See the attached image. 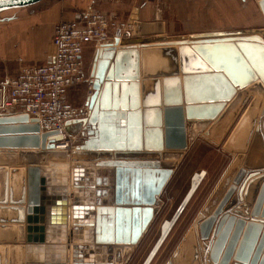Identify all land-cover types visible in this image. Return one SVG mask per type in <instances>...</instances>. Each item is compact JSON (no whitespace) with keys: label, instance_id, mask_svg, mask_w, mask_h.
Returning <instances> with one entry per match:
<instances>
[{"label":"water","instance_id":"1","mask_svg":"<svg viewBox=\"0 0 264 264\" xmlns=\"http://www.w3.org/2000/svg\"><path fill=\"white\" fill-rule=\"evenodd\" d=\"M38 1L0 0V11ZM256 3L264 18V0H257ZM137 19L134 11L129 17V23L134 27L131 37L122 39L117 36L96 47L89 71L92 93L85 101L88 117L66 122V125L75 123L79 130L84 127L86 138L77 147L79 150H71L70 153L67 150L66 156L60 155L55 150L56 142L63 139L61 134L56 131L41 132L37 121L25 113L0 114V149H30L34 151L29 154L41 156L39 160L30 161L26 170L9 169L11 187L8 198L7 170L0 169L4 173L0 181V204H5L0 209L15 211L16 218L11 222L16 224L19 231L17 242H25L27 247L29 244H45L49 229L53 228L55 232V226L66 220L64 207L61 212L52 209L55 205L66 207L70 202L69 193L64 191L63 196L52 200L50 179L45 176L44 168L40 167L50 164L55 156L58 161L99 160L98 163L102 165L114 166L113 205L93 206L94 239L97 243L107 245H136L157 212V197L178 167L188 144L198 136L199 130L188 135L187 122L215 120L208 129L221 125L223 130L212 141L236 154L200 209L203 218L197 222V226L194 223L189 228L173 252L171 264H230L231 260L234 261L232 264H264V169L249 173L245 170L264 167V95L263 92L257 94L250 85L256 79L264 84V53L260 52L264 48V26L246 30L141 37L136 29ZM154 42L177 46L179 55L177 57L173 52H167L175 63L168 73L157 76L142 73L144 81L153 76H162L159 86L161 99L148 103L143 101V108L151 106L156 114V123H145V140L142 138L138 91L139 54L134 44ZM142 48L141 58L144 50L148 49ZM223 52L227 57L221 54ZM131 57L132 63L129 61ZM201 58L210 68L203 64ZM50 61L51 58H47L46 62ZM210 78L219 80L224 86L220 89L222 95L215 99L193 100L190 97L191 85L196 80ZM118 86L123 88L116 95ZM235 89H243L235 97L238 102L234 105L235 102L230 101L229 105H225L236 92ZM249 94L253 98L222 143L224 133ZM115 112L123 114L125 139L108 143L101 139L105 137L107 126L101 125L110 113L117 114ZM242 121L246 129L243 137L236 138ZM154 131L157 141L147 145V134ZM205 135L210 138L211 134L206 130ZM232 141L236 147L230 145ZM149 145L154 150L164 148L163 159L158 153L160 151H155L154 155L139 154L144 159H130L125 154H115L113 157V152H138ZM245 152L243 167L239 168ZM142 168L145 170L142 171ZM18 174L17 185L13 177ZM7 203L11 206H7ZM234 204L235 207L230 209ZM247 214L251 219L244 217ZM29 249H32L30 245ZM30 256L27 255L26 264H35ZM57 264L65 263L62 260Z\"/></svg>","mask_w":264,"mask_h":264},{"label":"crops","instance_id":"2","mask_svg":"<svg viewBox=\"0 0 264 264\" xmlns=\"http://www.w3.org/2000/svg\"><path fill=\"white\" fill-rule=\"evenodd\" d=\"M256 1L257 0H50V3H51V13H50L48 11L39 12L38 7H40L39 5L40 2H43L42 0L38 3H34L33 5L26 6V7L34 6L35 8H37V10H32V12L28 13L26 17L23 16L21 18H14L13 20L10 21L11 25H9L10 27L8 29H2V27H0V58L5 57L6 53L12 52L14 56L12 58L16 60L18 63V69L20 66L25 65V64H36V63L40 64V63L46 62L48 58L46 56V53H47L46 47L48 44L47 43L43 44L44 42L42 41V38L38 37V35L41 34L40 32L41 27H47L49 31V39H50L56 23L63 19H70L73 13L77 11L92 10V11H97V12H105V13L113 15L118 20L128 19L131 16V14L134 13V11H136V15L138 17V19L136 20L137 21L136 29L139 33L138 36L154 37L157 35H189L191 33H201V32L232 31V30H246V29L261 28L264 26V18L261 14V11ZM26 7H23V8H26ZM3 12H5V10L0 11V13H3ZM132 28H134L133 25H132ZM110 39H112V37L109 38V41H111ZM97 45L98 44L96 42H90L84 45V49L81 54V59L83 63L84 81H82L79 84H74L68 89L66 93V99L69 102H70V99L72 100L75 99L77 95L76 92L81 88L82 85H88V88L91 85L89 71H90V67L93 61V57H94ZM143 56H144V53H143ZM143 56L141 58V73H143V75L155 74L158 72L157 70L159 69H162L164 72L168 67L170 69V64L171 66L175 65L173 61L170 62L169 60V62H167L168 63L167 68H166V63H164V67L157 68L156 70L152 69V71L147 72L144 70L143 65H142L144 62ZM17 71L13 74H6L1 81L5 80L6 77L15 75ZM144 79H148V78H144ZM149 81L150 79L145 80L144 83L147 84ZM253 82L256 83V82H262V81L260 79H256ZM254 85H253L254 90L256 89L258 94L263 92V95H264V88L263 90L262 88H260L261 85H263V82L261 83V85L259 83L254 84ZM206 86L213 87V89L208 88ZM223 87L224 86L217 79L210 78V79L196 80V82L193 83V85H191L190 97L193 100L215 99L219 97L220 95H222V92L220 89H222ZM122 88L123 86L122 87L118 86L116 95H118V93L122 91ZM237 90L238 89H235V91ZM86 97L87 95L83 99L81 105L79 106L74 105V106L76 107L85 106ZM159 98H160L159 84L154 83L153 85L150 86V88L148 87L146 89L144 101L148 103L149 101L152 102ZM252 98H253V95L249 94L248 99L246 100L245 104L242 106L240 112L236 116V119L233 121V123L228 127V129L224 133L222 143L228 137L236 121L238 120L240 115L243 113V111L245 110V108L247 107L248 103L250 102ZM234 99L235 97L232 99V102H235L234 103L235 105L238 102V99H235V100ZM230 103L231 102H229L228 105ZM230 110L231 109H229L228 111L229 115H230ZM9 112L10 110L7 111L6 113H9ZM121 113L122 112H118L117 114L113 113L111 117L108 118L110 119L109 120L110 122L107 123V128H106L107 130L104 135L105 137H108L109 133L111 135V134L116 133V131L118 133L122 131V128H124L123 127L124 119L122 118L123 114ZM141 114H142L141 120L143 122L144 120L143 112H141ZM258 115H259V118L262 117L261 113H259ZM211 122L212 121L210 120L196 122L195 127H193V125L190 123L187 124L188 135L194 133V131L196 130H199V132L197 133L198 136L190 144H188V147L185 150V153L182 159L186 155L190 154L194 146H196L197 144L199 145L204 144L206 146H209L212 150H215L219 154L221 153L222 156L225 155L226 156L225 158L228 160L225 163V166L223 168L221 175L217 178L215 182V185H216L217 182L220 180L222 174L224 173L225 169L229 165L231 158L236 153H232L227 150H224L221 146L222 144H218L212 141L213 137L217 138L220 136L223 128L221 125H217L212 130H210L208 128ZM242 124H243V121L240 123L241 129L239 133L236 135V138L243 137V133L246 129V125H242ZM116 125H119L120 127H116ZM66 128H67L68 134H70L69 137L73 139V141L74 140L79 141L82 138V136L85 137L83 135L84 127H82L79 130L77 129L76 124L71 122L70 124L66 125ZM206 130L210 132L211 139L205 135ZM78 144L73 145L72 151H74L75 146ZM230 145L235 146L233 144V141ZM32 151L34 150H30V149L11 150L7 148L0 149V169L7 170V174H8L9 169L11 168H19V169L22 168L26 170V167H27L26 165L30 161H36V160L41 159V156L37 155L36 153L29 154V152H32ZM55 152L63 156H66L68 154L67 149H60V150L56 149ZM246 154H247L246 152L243 153V160L239 168L243 167V161H244V157ZM160 162L162 161L160 160ZM67 165L68 164L66 161H57L56 163H50V164L48 163L47 166H40L44 168L42 170L44 171L45 174H47L48 172L51 173L50 176H46V177H49L50 179L48 180L50 190H55L58 192V193L50 192L51 193L50 198L53 200L55 197L60 195L59 193H61L60 191H62V187H65V186L68 187V192L70 193L69 200L71 199L70 205L73 206V216H75V218L82 217L81 219H78L79 222H76V223L83 224L84 229H91L94 226V224H91L90 227L86 228L85 225L89 222L84 221L82 214L84 212L86 213L89 212V211L88 212L86 211L87 207H89L88 205L106 204L107 199L111 197L110 191H112V189L110 185H112V183L114 182V176H113V182H112V175H111V180H110L108 175L105 174V171L108 174L111 171H108V169L101 168V166L97 165V160L92 161V162H87V163L86 162L73 163L69 165L70 166L69 173L67 172ZM263 169L264 167L259 168V169L245 168L246 173H249L250 171H257V170L261 171ZM25 172L24 174L26 176ZM200 172H204L206 175V171L202 168L200 169L198 168L196 172H193L189 180L188 189L186 190L178 206H180L181 203L185 200L188 192L190 191L192 187L193 175L198 174ZM111 173L113 174V172ZM3 174H4L3 171H0V181L2 180ZM205 175H204V178H205ZM15 177L17 178V182H18L19 177H20L19 174L15 175ZM204 178L201 181V183L197 186V188L195 189L188 203L185 206L181 205V206H184V208L182 209L181 213L178 215L174 225L168 232V235L171 233L179 217L184 212L185 208L191 201L195 192L198 190V188L204 181ZM9 181H10V177H9ZM54 182L59 183V185H56V187L53 186ZM60 182H63L65 185H60ZM211 192L209 193V195L211 194ZM0 196H1V184H0ZM205 201L200 205L203 206ZM6 205L8 206L9 204H6ZM202 206L200 207V209L202 208ZM56 207L57 205H55L52 211L56 212L55 211ZM234 207H235V204L232 205L230 209H233ZM174 213L172 214V216L174 215ZM244 217L247 218L248 220L251 219V216L248 214ZM15 218H16L15 211L10 210L9 208L0 209V248L4 247V250H6L7 248L9 249V247H12V256L14 257H19L21 254L20 251L22 250V258L24 260L26 259L28 254H31L30 256L31 261L36 263V261H38L36 258L37 257L40 258L41 253L39 252V250L36 251L33 248L29 249L28 248L29 246L27 247L25 242H17V240L19 239V231H18V228L16 227V224L14 222H11ZM75 218H74V221H75ZM202 218L203 216L200 213V210H197L196 215L193 217V220L190 225H193L195 223V225L197 226L198 224L197 222L201 220ZM70 228L71 226H68L67 231H66V236L68 239H70V235H69L71 231ZM94 237H95V233H94L92 240H88L89 242L85 244H83L84 242L79 244V246H81L82 248V249L79 248L80 250H85L87 246L89 245H93L95 251H98V249L104 247V252L99 251L98 256L96 255V252H95L94 254L92 253L89 256H87V259L85 258V260L89 263L91 262L93 264L94 261H98L100 263L102 262L101 264H103V262L106 263L105 261H108L109 257H112V259L116 258L115 252L117 250H119L122 255V254H125L124 250L128 249V248H123V249L119 248L118 245H107L103 243H97L95 242ZM167 237L165 238V240L167 239ZM47 239L50 241L44 245L45 246L47 245L49 247L44 249L42 256L44 257V259H46L45 257L47 255V258L50 260L49 264H53L51 253H49V250H51L50 252H52L53 250L57 249L59 244L57 242H53L50 235L47 237ZM165 240L163 241L161 246L164 244ZM53 246H55L56 248H52ZM160 248L158 249V251L160 250ZM158 251L156 252L155 256L157 255ZM149 253L150 251L148 252L146 257L149 256ZM7 254L10 256L9 250L6 251V255ZM155 256L152 258L149 264L152 263ZM27 261L28 260H26L25 262L23 261L22 264H26ZM45 262L46 261L44 260L43 262H41V264H47ZM233 262L234 261L231 260L230 264H232ZM37 264H39V261L37 262Z\"/></svg>","mask_w":264,"mask_h":264},{"label":"built area","instance_id":"3","mask_svg":"<svg viewBox=\"0 0 264 264\" xmlns=\"http://www.w3.org/2000/svg\"><path fill=\"white\" fill-rule=\"evenodd\" d=\"M131 32L129 18L118 20L92 10L77 11L70 19L58 21L46 53L51 61L22 65L15 75L0 81V114L25 113L37 121L41 132L56 131L63 136L56 148H70L73 139L68 136L66 122L89 114L86 106L76 107L66 99L68 89L84 81V45L107 42L110 37L126 39Z\"/></svg>","mask_w":264,"mask_h":264},{"label":"rangeland","instance_id":"4","mask_svg":"<svg viewBox=\"0 0 264 264\" xmlns=\"http://www.w3.org/2000/svg\"><path fill=\"white\" fill-rule=\"evenodd\" d=\"M42 1V0H40ZM38 1V2H40ZM36 2V3H38ZM33 5V4H31ZM40 7H38L39 12L41 11H48L51 13V3L50 0H43V2H40ZM26 7V6H23ZM23 7H14V8H7L4 9L5 12L0 13V27L2 29H8L11 25L10 21L13 20L14 18H21V17H26V15L32 10H37L34 6H29L26 8ZM21 8V10H20ZM41 34L38 35V37L42 38V41L45 43H49V31L47 27H41ZM48 48V45L47 47ZM152 48H148L144 50V62H143V68L145 71L149 72L152 71V69L156 70L157 68H162L164 67V63H159L154 62L155 60V55L153 53H150V50ZM12 50V49H10ZM47 50V49H46ZM6 56L3 58H0V81L3 79V77L6 74H13L17 71L18 69V63L16 60H14L12 57L13 53H6ZM90 87L88 88V85H82L81 88L76 92L77 95L75 99H70V102L73 105H81L83 99L85 98L86 95L90 93ZM236 119V118H235ZM70 136V134L68 135ZM84 137L82 136V139ZM81 139V140H82ZM81 140L78 142L73 141L70 145V148H68V152L70 153L71 150L73 149L74 144H78ZM224 156V157H223ZM215 150H212L209 146H206L204 144H197L194 146L190 154L186 155L181 162L179 163L178 167L174 170V173L170 177L169 181L167 184L164 186L161 194L158 197V204H157V212L151 221L150 225L148 226L147 230L143 231L141 234V239L139 242L132 246L131 244H119V248H128L125 251V256H123L122 263L121 264H141L143 260L145 259L146 255L148 252L151 250L153 247L154 243L156 242L159 234H160V227L164 220L171 218L172 214L177 210V206L180 204V201L182 197L184 196L186 190L188 189L189 186V180L193 172H196V170L199 168H202L206 171V175L204 178V181L198 188V190L195 192L194 196L192 197L191 201L185 208L184 212L181 214L179 217L178 221L176 222L175 226L173 227L171 233L168 235L167 239L165 240L164 244L161 246L160 250L158 251L157 255L153 259L151 264H171V257L173 252L177 249V247L180 245L181 240L183 237L186 235L187 231L189 228L192 226L190 225L193 217L196 215V211L200 210V207L213 187L215 186V182L217 178L221 175L223 168L225 166V163L227 162L228 159H226L225 155H223ZM52 162L50 163H56L58 161L55 156L51 159ZM79 161H72L71 159L67 162V172L69 173V169L71 164L77 163ZM99 161H97V165ZM87 163V162H86ZM101 168L108 169L109 174L105 171V174L108 175L109 179L111 180V175H112V182H113V176H114V166L112 165H99ZM54 168V167H53ZM141 170H145L142 168ZM13 182L14 184L17 183V178L13 177ZM111 182V183H112ZM56 185H59V183H53V186L56 187ZM60 185H64L63 182H60ZM112 191L111 192V197L107 199L106 204L107 205H113V191H114V182L112 185H110ZM65 191V189L63 190ZM49 192L55 193L57 191L55 190H50ZM58 193V192H57ZM67 194V192H66ZM107 196V194H106ZM71 198V197H70ZM96 206V205H93ZM177 208V209H176ZM69 211H70V221L68 226H71L73 223L75 224L76 222H79L78 219H81L79 217L73 216V210H72V205H69ZM84 221L89 222V224H94V218H95V208L92 211H89L88 213L84 212L82 214ZM75 218V221H74ZM77 220V221H76ZM72 229V226L71 228ZM67 231V229H66ZM71 233V232H70ZM77 240L78 243L85 244L89 242L88 240H92L94 236V226L91 229H84L82 227H79L77 229ZM61 231L57 230L56 233L54 234L56 237L53 239L56 240L57 242L64 241L65 242V247L66 250H69V245L71 242H75L70 236V239L67 238V236H62ZM70 235V234H69ZM46 244V242H45ZM78 244V245H79ZM82 244V245H83ZM63 246V245H62ZM81 246H78V250H80ZM104 249V247L102 248ZM9 250L10 256L7 254L6 251ZM64 250V249H63ZM60 250V251H63ZM49 250V253H51V258H58L57 257V251H52ZM69 252V251H68ZM82 250L78 254V260L79 262L81 261L79 258L81 257ZM20 256L19 257H14L12 256V247L7 248L4 250V247L0 248V264H22L23 261H25L22 258V250L20 251ZM27 255V254H26ZM61 258V257H60ZM53 262V260H52ZM180 264V263H179Z\"/></svg>","mask_w":264,"mask_h":264},{"label":"bare ground","instance_id":"5","mask_svg":"<svg viewBox=\"0 0 264 264\" xmlns=\"http://www.w3.org/2000/svg\"><path fill=\"white\" fill-rule=\"evenodd\" d=\"M156 44V45H153V44ZM154 43H145V45H140V43H138V44H134L135 46L134 47H136L135 49H137V51H138V66H139V78H138V91H139V105H140V113L141 112H143V115H144V120H143V122H142V120H141V131H142V138H145V140H146V137H144L145 136V133H143L144 131H145V123H146V125H147V123H149V121L151 122V123H156V114H154L153 113V111H152V109L153 108H150L151 106H149V108H143V101H144V97H145V93H146V89L149 87L150 88V86L151 85H153L154 84V82H156V84H159V86H160V84H161V81H162V76L161 77H152L151 79H150V81L147 83V84H145L144 83V80H143V78H142V73H141V51L143 50V48L142 47H144V48H152V49H149L150 50V53H153V55H155V60H154V62H159V63H166V68H167V62H169V60H170V62L172 61V59H170V55L167 53V52H173V54L174 55H176L177 57H178V55H179V52H178V50H177V46H174V45H170V44H161V43H164V42H154ZM224 57H227V55L225 54V52H223V53H221ZM202 59V58H201ZM132 57L130 58V60L129 61H131V63H132ZM176 61V60H175ZM93 62V61H92ZM202 62H203V64L204 65H206V67H208V68H210V66H209V64L205 61V60H203L202 59ZM130 63V62H129ZM191 63L193 64V62H192V60H191ZM191 63H189V65H191ZM195 65H199L198 63H195ZM170 67H171V64H170ZM158 72L157 73H155L154 75L155 76H157V75H159V74H162V73H168V71H169V67L163 72V70L162 69H159V70H157ZM160 71V72H159ZM179 77V80L181 79L180 77H181V75L180 76H178ZM181 81V80H180ZM127 83V82H126ZM181 83V82H180ZM257 83H259L260 85H261V83L262 82H253V83H251L250 85H254V84H257ZM252 85V86H253ZM264 85V84H263ZM263 85H261V87L260 88H264L263 87ZM148 86V87H147ZM255 86V85H254ZM254 86H253V88H254ZM206 87H208V88H212L213 89V87H209V86H206ZM142 89V90H141ZM91 90V89H90ZM241 90H243V89H241ZM241 90H237L232 96H231V98L228 100L229 102L230 101H232V99L234 98V97H236L237 95H238V93H239V91H241ZM257 94H258V92H257V90L255 89L254 90ZM254 92V93H255ZM92 93V90L90 91V93L87 95V96H90V94ZM260 94H262V93H260ZM87 98V97H86ZM129 99H130V97H129ZM160 99H161V95H160ZM159 99V100H160ZM86 101V100H85ZM226 102V104L225 105H228V103L229 102ZM159 107H160V109H162V104H160L159 105ZM144 110V111H143ZM223 111V110H222ZM113 113H110L109 115H108V117H111V115H112ZM108 117H107V119H106V121L105 122H103L102 123V127L103 126H107V123L108 122H110L109 120L110 119H108ZM87 118V117H86ZM141 118H142V114H141ZM112 119V118H111ZM191 122H189L190 124H192L193 125V127H195V124H196V122H202L203 120H190ZM209 121V120H208ZM210 121H215V120H210ZM124 122V121H123ZM188 122H187V124H189ZM187 124H186V126H187ZM163 126V125H162ZM116 127H120L119 125H116ZM124 127V126H123ZM163 128V127H162ZM186 129H187V127H186ZM125 128H122V131L120 132V133H118L117 131H116V133H114V134H111L110 135V133H109V136L108 137H101V139H102V141H107L108 143H110V142H115V141H122V140H124L125 139ZM155 133V134H154ZM154 133H151V132H149L148 134H147V145H148V143L149 144H152V143H154V141L156 142L157 140V136H156V132L154 131ZM83 134L85 135V131L83 132ZM86 138V135H85V137H84V139ZM83 139V140H84ZM83 140H82V142H83ZM142 141H143V139H142ZM82 142H80L78 145H76L75 146V148H74V151H77V150H79L77 147H79L80 145H81V143ZM143 143H144V141H143ZM151 145H149L148 146V148H145V147H142L141 148V150L140 151H138V152H127V153H125V152H118V153H114L113 152V157L115 156V154H125V155H127L128 156V158H130V159H136L137 157L138 158H140V159H144V157H140L139 156V154H142V153H145V154H149V155H154V152L155 151H160V152H158L159 153V155H160V157L162 158L163 157V153H164V151H165V149L164 148H162V149H160V150H154V149H150V148H152V147H150ZM63 146H58V148L57 149H67V148H62ZM125 155H123V156H125ZM97 161H99V160H97ZM99 165H102V164H100V163H98ZM143 171V170H142ZM45 174V173H44ZM201 174H203V175H201ZM51 175V173H47V174H45V176H50ZM204 175H205V173L204 172H200V173H198V174H194L193 175V177H192V187H191V189H190V191L188 192V194H187V196H186V198H185V200L181 203V205H186L187 203H188V201L190 200V198H191V196L193 195V193H194V191H195V189L197 188V186L201 183V181L203 180V178H204ZM9 177H10V175L9 174H7V198L9 197V190H10V184H9ZM65 189V192H67V193H69L68 192V187H62V191H60L61 193H59L60 195H58L57 197H59V196H63L64 195V190ZM162 192V191H161ZM70 194V193H69ZM158 198V197H157ZM70 202H69V204H66V207H65V205H57V207L55 208V211L56 212H61V210H62V207H64L65 208V214H66V220L64 221V223H62V224H60V225H56L55 226V232H54V230H53V228H50L49 230L50 231H48V234L50 235V237L52 238V241L53 242H57L56 240H54L53 238L54 237H56L54 234L56 233V231L57 230H59V231H61V235L62 236H66V229H67V225L69 224V221H70V218H69V216H70V209H69V205L71 204V199L69 200ZM184 203V204H183ZM7 204H9V203H7ZM5 205V204H4ZM128 205H131V204H128ZM178 206V209L176 210V212L174 213V215L170 218V219H167V220H165L163 223H162V225H161V230H160V235H159V237L157 238V240H156V242H155V244H154V247L150 250V253H149V256L148 257H146L145 258V260H144V262H143V264H149L150 263V261L152 260V258L155 256V254H156V252L158 251V249L160 248V246H161V244L163 243V241L165 240V238L167 237V235H168V232L170 231V229L172 228V226L174 225V223H175V221H176V219H177V217H178V215L181 213V211H182V209L184 208V206ZM0 206H3L2 204L0 205ZM8 206H11V204H9ZM14 206V205H13ZM50 240H48L47 239V241H46V243H48ZM59 245H58V247H57V249H55V250H53V251H59L58 250V248L59 247H62V245L63 246H65L64 244V241H61V242H57ZM53 244H55V243H53ZM123 244H126V243H123ZM35 245V246H34ZM29 246V245H28ZM30 246H31V248H33L34 250H36V251H38L39 250V252L41 253V256H40V258H36L38 261H39V264H41V262H43L44 260L46 261L45 263H47V264H49V262H50V260L47 258V255H46V259H44V257L42 256V253H43V251H44V249L45 248H47V247H49V246H45L44 244H41L40 246L37 244H30ZM57 246V245H56ZM34 247H36V248H34ZM29 248V247H28ZM52 248H56L55 246H53ZM38 261H36V263L35 264H37V262Z\"/></svg>","mask_w":264,"mask_h":264},{"label":"flooded vegetation","instance_id":"6","mask_svg":"<svg viewBox=\"0 0 264 264\" xmlns=\"http://www.w3.org/2000/svg\"><path fill=\"white\" fill-rule=\"evenodd\" d=\"M89 207H87V209H86V211L88 212V211H92L93 210V205H88ZM72 229H70L71 231V233H70V236L72 235V238L74 239V240H76L75 242H71V246L69 245V250H66V247L65 246H62V247H59L58 248V250L59 251H57V257L58 258H54V259H52L53 260V264H57V262H59V261H62V260H64V263L65 264H80V263H84V264H87V263H89V262H87L86 260H85V258L87 259V256H89L90 254H94L95 252H96V255L98 256V252L100 251V252H104V249H102V248H100V249H98V251H95V249H94V247H93V245H89V246H87V248L85 249V250H82L83 252H82V254H81V257L79 258L81 261L79 262V260H78V254H79V252L81 251V250H78V240H77V235H78V233H77V229L79 228V227H84L83 226V224H81V223H73L72 225ZM91 226V224H89V223H87L86 225H85V227L87 228V227H90ZM77 234V235H76ZM64 249V250H63ZM102 249V250H101ZM60 250H63V251H60ZM69 251V252H68ZM126 254V253H125ZM125 254H122L121 255V253H120V251L119 250H117L116 252H115V255H116V258L115 259H112V257H109L108 258V261H105L106 263H104L103 262V264H121L122 262V259H123V256H125ZM97 256H96V258H97ZM147 256V255H146ZM61 257V258H60ZM146 258V257H145ZM67 260H68V262H67ZM145 260V259H144ZM143 260V261H144ZM83 261V262H82ZM91 263V262H90ZM89 263V264H90ZM102 263V262H101ZM100 262H98V261H94V263L93 264H101ZM143 263V262H142ZM141 263V264H142ZM92 264V263H91Z\"/></svg>","mask_w":264,"mask_h":264},{"label":"snow or ice","instance_id":"7","mask_svg":"<svg viewBox=\"0 0 264 264\" xmlns=\"http://www.w3.org/2000/svg\"><path fill=\"white\" fill-rule=\"evenodd\" d=\"M260 52H261V53H264V48H261V49H260Z\"/></svg>","mask_w":264,"mask_h":264}]
</instances>
